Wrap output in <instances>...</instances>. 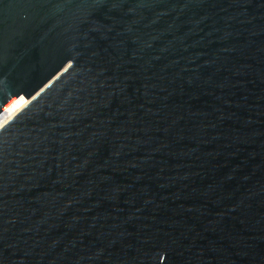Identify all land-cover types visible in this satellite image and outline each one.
I'll return each mask as SVG.
<instances>
[{"label":"water","instance_id":"water-1","mask_svg":"<svg viewBox=\"0 0 264 264\" xmlns=\"http://www.w3.org/2000/svg\"><path fill=\"white\" fill-rule=\"evenodd\" d=\"M0 264H264V0H0Z\"/></svg>","mask_w":264,"mask_h":264},{"label":"bare ground","instance_id":"bare-ground-1","mask_svg":"<svg viewBox=\"0 0 264 264\" xmlns=\"http://www.w3.org/2000/svg\"><path fill=\"white\" fill-rule=\"evenodd\" d=\"M29 100H26L23 97L15 99L10 103L4 112L0 115V129L11 120L19 111H21L27 104Z\"/></svg>","mask_w":264,"mask_h":264}]
</instances>
